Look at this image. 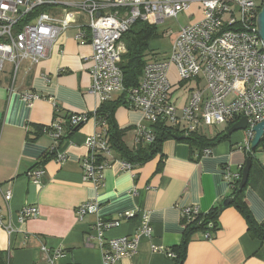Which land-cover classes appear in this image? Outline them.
I'll return each instance as SVG.
<instances>
[{"label": "crops", "instance_id": "0c3cea01", "mask_svg": "<svg viewBox=\"0 0 264 264\" xmlns=\"http://www.w3.org/2000/svg\"><path fill=\"white\" fill-rule=\"evenodd\" d=\"M75 16L87 21L84 14ZM76 33L72 28L62 34L39 64L23 62L13 91V65L7 70L4 66L0 74V208L5 223L11 222L17 229L13 234L0 230V251L7 255L9 264H48L46 250L56 249L64 251L57 264H103L94 224L112 222L131 212L133 217L106 229L104 239L133 238L141 226V214L147 213L152 235L141 237L137 253L118 264H177L167 253L182 242L183 210L198 207L206 214L231 199L225 171L236 173L247 164L246 133L232 134L206 156L187 142L168 139L159 153L146 163L131 165V169L113 150L103 181L97 186L84 181L86 141L99 130L95 112L98 115L103 107L111 111V118L124 131L125 147L132 151L150 145L142 133L151 124L142 111L128 103L126 94H115L107 103L89 92L93 48L89 42H78ZM150 50L160 54L152 42ZM193 88L194 84L174 88L178 108L186 104ZM29 91L42 97L31 106L22 97ZM83 114L90 116L89 121L64 137L57 148L66 159L45 161L54 146L50 126L59 117L68 124L70 116ZM206 130L209 136L218 133L215 128L210 134ZM259 145L253 154L245 200L254 219L264 224V143ZM38 168L45 174L34 182L29 173ZM8 184L13 196L7 204L1 191ZM86 202L93 206L81 220L77 212ZM26 206L38 208L39 216L20 227L17 214ZM183 264H264V244L249 233L244 217L229 204L212 239H206L204 233L195 234Z\"/></svg>", "mask_w": 264, "mask_h": 264}, {"label": "built area", "instance_id": "2783aa9c", "mask_svg": "<svg viewBox=\"0 0 264 264\" xmlns=\"http://www.w3.org/2000/svg\"><path fill=\"white\" fill-rule=\"evenodd\" d=\"M192 2L201 3L203 18L182 26L170 51L163 58L158 54L154 56L145 66L138 87L126 90L119 66L126 53L122 41L124 34L137 22H150L159 27L167 19H178L189 10ZM263 5L264 0H0V74L5 63L13 65L10 86L13 91L20 65L23 62L36 65L45 60L58 38L74 28L77 31L75 39L81 44L89 42L93 48L89 92L99 96L102 102L109 101L115 94L126 93L128 103L142 111L151 124L142 133L148 144L157 138L155 125L173 128L187 137L245 118L248 127L244 149L250 153L255 137L253 129L264 121V41L257 25ZM42 7L46 10L37 13ZM76 13L87 16V21L78 20ZM23 18L28 22L22 23ZM173 65L181 88L194 84L182 108L176 105L174 85L170 80ZM22 97L30 106L42 98L32 91L25 92ZM97 116L95 112L99 130L87 138L88 154L82 161L84 181L95 186L103 181V172L110 166L113 152L107 124ZM89 118L87 114L72 115L68 125L79 128ZM65 126V121L59 117L48 130L54 139L50 152H56L57 162L66 159L64 153L57 151ZM211 153L212 148L203 151L205 156ZM124 166L131 169L127 163ZM44 174V169L38 168L29 173V178L39 182ZM225 175L230 184L241 179L238 171L226 170ZM10 185L1 191L7 204L13 196ZM133 193L138 194L136 190ZM92 206L86 202L79 207L77 213L81 220ZM201 214L198 207H189L183 210L182 217L192 220ZM38 216V208L26 206L18 212L17 221L21 227ZM133 216L127 212L115 221L94 224L103 264H118L123 258L134 256L141 237L152 235L149 216L144 213L138 234L133 238L104 239L106 229ZM0 230L8 234L17 231L11 222L5 223L1 208ZM204 237L212 239L210 233H204ZM46 252L49 253L48 264H57L64 254L62 249ZM167 254L175 258L172 251Z\"/></svg>", "mask_w": 264, "mask_h": 264}, {"label": "trees", "instance_id": "16d2710c", "mask_svg": "<svg viewBox=\"0 0 264 264\" xmlns=\"http://www.w3.org/2000/svg\"><path fill=\"white\" fill-rule=\"evenodd\" d=\"M45 8H40L38 12L45 11ZM262 8L260 9L261 12ZM28 19L23 18L22 23H27ZM158 26L147 22H137L132 28L124 34L122 41L126 47V53L123 54L120 62V69L123 74L124 88L130 90L132 88L138 87L140 79L143 75L145 66L150 62L155 54L150 50V43L152 41L158 40L161 37ZM181 83L178 85L180 86ZM126 94V93H122ZM109 103V102H107ZM105 106V105H104ZM100 120H103L107 124V135L109 137V142L111 148L116 152L120 153L124 158L125 162L129 165L143 164L149 161L155 154L161 151L163 143L174 138V136H183V134L178 133L175 129L169 128L162 125H155L154 129L157 133V138L154 143L146 147L138 148L137 150H129L125 147L123 142L124 131L120 130L119 126L115 123V120L111 118V111H108L106 107L101 108L98 111ZM107 118V120L105 119ZM69 120V119H68ZM67 124V123H66ZM233 124L227 126V128L222 132L216 133L214 136H209L203 131H198L192 133L186 137L183 142H187L191 148L197 149L200 155H203V151L207 148H212L219 144L221 141L228 139L231 135L228 130ZM77 128H71L67 124L66 131L63 134L61 140L64 137H69ZM49 130V129H48ZM163 134L162 139L159 140V135ZM60 140V142H61ZM264 143V137L262 138L260 145ZM257 148L253 149L248 153V161H252L253 166V154ZM56 152H50L45 156L44 160L48 161L55 157ZM255 164V163H254ZM240 169V175L242 174L243 168ZM241 179L234 180L231 183V203L230 205L234 207L246 220L248 225L249 233L256 239H259L262 244H264V224H259L248 207L245 200V190L239 189ZM227 208L223 204L213 208L206 214H201L195 219L188 220L187 218L182 219V225H184V235L180 246L174 248L172 252L175 254L174 260L177 264H183L187 249L190 241L197 233H210L213 237L219 230V218L222 211ZM0 264H9L8 257L4 252L0 251Z\"/></svg>", "mask_w": 264, "mask_h": 264}, {"label": "rangeland", "instance_id": "374dc122", "mask_svg": "<svg viewBox=\"0 0 264 264\" xmlns=\"http://www.w3.org/2000/svg\"><path fill=\"white\" fill-rule=\"evenodd\" d=\"M203 18V10L200 2H192L190 4L189 10L181 14L178 19H167L164 24L159 25V32L162 34L158 40L152 41V48L160 54L158 56H163L170 51L171 44L175 41L180 26L196 23ZM162 39V40H161ZM166 51V52H165ZM10 63H5V69H8ZM173 72L175 74H173ZM170 80L172 84L176 82L174 88L179 84V78L177 77L176 67L173 65L170 69ZM227 124H222L218 126L216 132H220L227 128ZM208 134L213 132L212 128H207ZM211 131V132H210Z\"/></svg>", "mask_w": 264, "mask_h": 264}, {"label": "water", "instance_id": "95a60500", "mask_svg": "<svg viewBox=\"0 0 264 264\" xmlns=\"http://www.w3.org/2000/svg\"><path fill=\"white\" fill-rule=\"evenodd\" d=\"M98 16H99V14H98ZM257 25H258V32L260 33L261 38L264 41V5H263L262 10L258 16ZM247 127H248L247 120L245 118H242L239 122H237L231 126V128L228 130V133L230 135H232V134L237 133V132H241V131L244 132L247 130ZM253 131L255 132V137L252 141V148L254 149L260 144L262 138L264 137V121L262 123L258 124L253 129ZM162 136H163V134L161 133L159 135V140L162 139ZM174 139L178 140V141H183L186 139V136H184V135L183 136H174ZM251 168H252V161L249 160V161H247V164L243 168V171L241 174V182L239 185L240 190H243L247 186L248 180L250 177ZM230 203H231V199L226 200L224 202V206H228Z\"/></svg>", "mask_w": 264, "mask_h": 264}]
</instances>
